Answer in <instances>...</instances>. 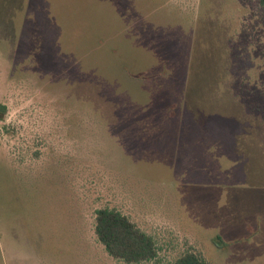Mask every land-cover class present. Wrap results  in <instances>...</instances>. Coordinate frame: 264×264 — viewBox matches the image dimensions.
<instances>
[{
    "label": "rangeland",
    "instance_id": "1",
    "mask_svg": "<svg viewBox=\"0 0 264 264\" xmlns=\"http://www.w3.org/2000/svg\"><path fill=\"white\" fill-rule=\"evenodd\" d=\"M0 264H264L263 0H0Z\"/></svg>",
    "mask_w": 264,
    "mask_h": 264
},
{
    "label": "trees",
    "instance_id": "2",
    "mask_svg": "<svg viewBox=\"0 0 264 264\" xmlns=\"http://www.w3.org/2000/svg\"><path fill=\"white\" fill-rule=\"evenodd\" d=\"M5 111V105L0 103V118ZM94 233L109 256L126 264H140L157 257L158 247L154 238L115 208L100 207L95 210ZM173 264L210 263L201 251L189 248Z\"/></svg>",
    "mask_w": 264,
    "mask_h": 264
}]
</instances>
